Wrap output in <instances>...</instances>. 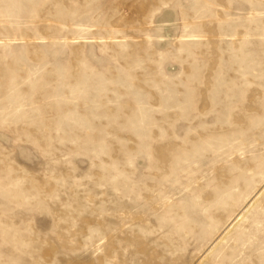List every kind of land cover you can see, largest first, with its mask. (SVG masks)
<instances>
[{"label":"rangeland","instance_id":"374dc122","mask_svg":"<svg viewBox=\"0 0 264 264\" xmlns=\"http://www.w3.org/2000/svg\"><path fill=\"white\" fill-rule=\"evenodd\" d=\"M0 264H264V0H0Z\"/></svg>","mask_w":264,"mask_h":264}]
</instances>
